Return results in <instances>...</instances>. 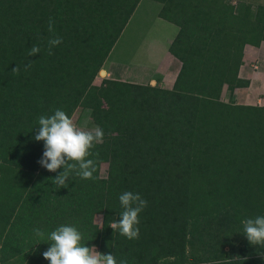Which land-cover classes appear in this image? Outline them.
Wrapping results in <instances>:
<instances>
[{
  "label": "trees",
  "instance_id": "16d2710c",
  "mask_svg": "<svg viewBox=\"0 0 264 264\" xmlns=\"http://www.w3.org/2000/svg\"><path fill=\"white\" fill-rule=\"evenodd\" d=\"M139 1L0 0V264H49L47 236L62 224L118 264H264V248L248 243L241 223L264 215V104L232 95L248 85L238 76L244 45L264 41V3L150 0L177 27L167 45L179 62L171 86L93 84ZM52 35L63 42L49 55ZM33 45L41 51L29 57ZM55 108L70 117L86 110L104 130L89 157L93 178L70 174L61 188L51 177L64 169L39 164L43 141L33 139L38 117ZM126 190L148 201L138 239L109 226Z\"/></svg>",
  "mask_w": 264,
  "mask_h": 264
},
{
  "label": "clouds",
  "instance_id": "9594fccd",
  "mask_svg": "<svg viewBox=\"0 0 264 264\" xmlns=\"http://www.w3.org/2000/svg\"><path fill=\"white\" fill-rule=\"evenodd\" d=\"M48 31L54 32V20L49 18ZM63 42L60 36L52 35L47 41L48 54L52 55V49ZM38 45H33L27 55L34 56L40 53ZM32 66V60L24 64L27 71ZM19 74L20 66L11 70ZM104 130L96 125L92 128L77 126L74 120L61 108H55L50 114H42L38 117V128L33 139L43 141V153L38 161L50 172L64 170L52 178V183L57 188L67 187L70 174H75L82 179H92L95 172L94 160L89 158L95 145L102 143ZM98 155V153H96ZM122 211L119 219H114L109 226L113 231L127 239H138L139 214L147 207L148 201L140 193L126 190L119 195ZM242 234L250 245H259L264 248V215L245 218L241 221ZM102 227V219H101ZM37 237L43 238L45 233L39 229H33ZM83 234L71 224H62L52 230L47 236L50 245L43 253L44 259L49 264H118L113 253H102L95 245L91 247L82 243ZM119 264H127L121 259ZM218 264V262H217Z\"/></svg>",
  "mask_w": 264,
  "mask_h": 264
},
{
  "label": "rangeland",
  "instance_id": "374dc122",
  "mask_svg": "<svg viewBox=\"0 0 264 264\" xmlns=\"http://www.w3.org/2000/svg\"><path fill=\"white\" fill-rule=\"evenodd\" d=\"M148 2L149 3H147L146 0H142L134 16L131 17L132 19L130 18L131 20H128L107 55L106 60L110 62V64L107 62L109 65L106 68L99 69L94 76L93 84L98 85L101 83V80L106 79L108 81L147 82L151 85L169 88L167 86L172 83L178 61L167 52L166 48L169 37H171L172 31L176 28L175 25L160 18L158 19L157 15L154 13V8L158 6V4L152 1ZM238 2H248L254 6L258 3H264V0H238L235 3ZM145 6L148 7V9H146ZM140 9H143L145 12L140 14ZM244 53V64L252 70V75L248 79L254 82L255 87L247 85L248 88L238 89V91H235L238 99L236 100L234 96L235 100L242 101V95L245 94L247 96H252L254 102L264 104V88L262 89L261 83L263 82L264 84V51L260 53L258 59H252L251 54L247 51ZM105 85H107V83ZM258 87L261 88L259 92L257 90ZM220 98L223 101L228 99V91L225 86L221 90ZM99 102L106 105L102 99ZM71 118L79 127L89 129L94 127V125L88 121L86 110L76 109ZM105 169L106 163H101L99 168L101 182L105 178ZM93 220L99 225L100 214L94 215ZM96 248L99 250L98 246H96Z\"/></svg>",
  "mask_w": 264,
  "mask_h": 264
},
{
  "label": "crops",
  "instance_id": "0c3cea01",
  "mask_svg": "<svg viewBox=\"0 0 264 264\" xmlns=\"http://www.w3.org/2000/svg\"><path fill=\"white\" fill-rule=\"evenodd\" d=\"M147 1V3H149L148 1H150V0H146ZM231 3H235L236 1H238V0H229ZM239 1H242V0H239ZM141 2H142V0H140L138 3H137V5H136V7H135V9H134V11L132 12V14H131V16L129 17V19L128 20H131L132 18L131 17H133L134 16V14H135V12H136V10L138 9V7H139V5L141 4ZM152 2H154V1H152ZM157 3V2H156ZM146 4V3H145ZM158 4V6H155V11H154V13L157 15V11H158V9H159V6H160V4L159 3H157ZM148 5V4H147ZM151 5V4H150ZM152 7H154V6H152ZM145 8L146 9H148V7H146L145 6ZM143 12H145V11H143V9H140V14H142ZM131 18V19H130ZM157 19V18H156ZM158 19H159V17H158ZM161 19V18H160ZM163 20V19H162ZM158 21H160V20H158ZM165 21V20H164ZM128 22V21H127ZM167 22V21H166ZM169 23V22H168ZM126 25V24H125ZM124 28V27H123ZM175 30H173L172 31V35H171V37H169V40H168V42L172 39V37L174 36V34H175V32H176V30H177V27L175 26ZM123 30V29H122ZM122 32V31H121ZM117 40V39H116ZM167 45H168V43H167ZM167 49V48H166ZM245 51H247L249 54H251V58L252 59H258L259 58V56H260V53H262L263 51H264V41H261L260 43H259V45L257 46V47H255V46H251V45H248V44H246V45H244V47H243V54H242V64L239 66V69H238V76L239 77H241V78H244V79H247L249 82H248V86H250V87H255V84H254V82H252L251 81V79L249 80L248 78L252 75V70L251 69H249L245 64H244V61H245ZM168 52V51H167ZM168 55V54H167ZM106 59H107V57H106ZM104 60V62H103V64H102V67H100V68H106L109 64H110V62H108L107 60ZM251 59V60H252ZM109 64H108V63ZM178 66H179V62H178V64H177V68H176V72H177V69H178ZM175 72V73H176ZM175 73H174V76H175ZM174 76H173V78H174ZM172 81H173V79H172ZM262 83V89L264 88V84H263V82H261ZM171 85H169V86H167V87H170ZM248 86H246V87H237V88H234L233 89V97L235 96L236 97V100L238 99V97H237V93L235 92V91H238V89H241V88H248ZM224 88V87H223ZM222 88V89H223ZM257 90H258V92L261 90V88L260 87H258L257 88ZM242 95V94H241ZM235 97H234V100H235ZM242 97H243V100L242 101H236L235 100V102L236 103H243V104H258V105H261V104H259L258 102H254L253 101V98H252V96H247V95H242ZM225 101V100H224Z\"/></svg>",
  "mask_w": 264,
  "mask_h": 264
}]
</instances>
